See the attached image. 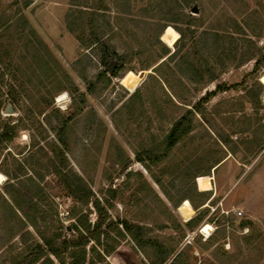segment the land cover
<instances>
[{
	"label": "rangeland",
	"instance_id": "obj_1",
	"mask_svg": "<svg viewBox=\"0 0 264 264\" xmlns=\"http://www.w3.org/2000/svg\"><path fill=\"white\" fill-rule=\"evenodd\" d=\"M2 132L0 264H264V0H0Z\"/></svg>",
	"mask_w": 264,
	"mask_h": 264
},
{
	"label": "trees",
	"instance_id": "obj_2",
	"mask_svg": "<svg viewBox=\"0 0 264 264\" xmlns=\"http://www.w3.org/2000/svg\"><path fill=\"white\" fill-rule=\"evenodd\" d=\"M108 54H105L104 58H103V63L104 66L108 65ZM118 71H116L114 73V76H117ZM105 74V73H104ZM225 88H223L222 86H217L215 92H211L209 94H207L206 98H204V100H209L211 96H213L216 91H225ZM261 95V90H258L255 92L254 97L256 99V101L259 100V97ZM197 108V106L195 107V109ZM186 124V126H185ZM191 121L187 120L186 117L181 118L180 120H178L171 132L169 133V135L167 136V145H168V149H171L172 147H174L180 140L182 137H184L185 135H187L188 133L191 132ZM8 134H4L2 132V134L0 135L1 137H5ZM61 143L65 144L64 140H60ZM207 192H200V194H206ZM87 195L85 196L86 199L89 200L90 196H91V192L89 191V193H86ZM94 206H96L98 212H99V217L101 218L102 212L100 210V206L101 203L96 200L94 202ZM102 222V221H101ZM102 226V225H101ZM121 226L123 227V230L130 235L133 240L139 245V246H143L144 245V238L142 235V228L138 227V226H133L131 224H129L127 221H122L121 222ZM110 229H114V227H112L111 225L108 226ZM75 230L79 233L80 235V239L77 240L78 242H68V241H64L63 245H60L59 247H56L51 251V253L57 257L60 258L61 253L64 251H67L70 247H74L76 250L75 252H73L71 254V258L69 260L70 264H84L85 263V250L84 247L87 245V243L90 241V236H86V232H89V227L87 225V222L83 223L82 221H79L78 223H76L74 225ZM97 228H100V223L97 225ZM100 237L101 234H99L97 236L96 242L98 244H100ZM149 243H151L153 245V247L162 254V259L159 262V264H165L168 261L169 258V253H167L165 251L164 245H162L161 243L154 242V241H149ZM80 252H77V251ZM44 254V250L41 246H37V249L35 252H32L29 257L26 259L25 264H34L36 263L39 259L42 258ZM177 263V259L174 260V262H172L171 264H176ZM62 264H65L64 262Z\"/></svg>",
	"mask_w": 264,
	"mask_h": 264
},
{
	"label": "bare ground",
	"instance_id": "obj_3",
	"mask_svg": "<svg viewBox=\"0 0 264 264\" xmlns=\"http://www.w3.org/2000/svg\"><path fill=\"white\" fill-rule=\"evenodd\" d=\"M64 98L65 97L62 95L61 97H59L58 102H61L62 100H64ZM179 213L183 216L184 219H190L194 214V209L192 208L189 202H184L179 208ZM210 230L211 226L207 224L203 229L202 233L209 234Z\"/></svg>",
	"mask_w": 264,
	"mask_h": 264
},
{
	"label": "crops",
	"instance_id": "obj_4",
	"mask_svg": "<svg viewBox=\"0 0 264 264\" xmlns=\"http://www.w3.org/2000/svg\"><path fill=\"white\" fill-rule=\"evenodd\" d=\"M226 158L222 159L219 163H217L214 167L211 169V174L214 175L215 172L219 169L221 165H223L226 162Z\"/></svg>",
	"mask_w": 264,
	"mask_h": 264
},
{
	"label": "water",
	"instance_id": "obj_5",
	"mask_svg": "<svg viewBox=\"0 0 264 264\" xmlns=\"http://www.w3.org/2000/svg\"><path fill=\"white\" fill-rule=\"evenodd\" d=\"M194 12H196V10H194ZM114 69H115V64L111 63V64L109 65L107 71H108V73H109L110 75H113V73H114Z\"/></svg>",
	"mask_w": 264,
	"mask_h": 264
}]
</instances>
